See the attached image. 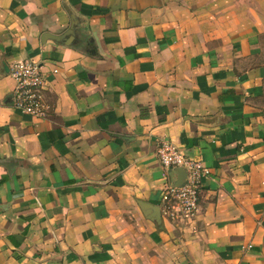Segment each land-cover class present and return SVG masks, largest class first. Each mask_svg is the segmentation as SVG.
Segmentation results:
<instances>
[{"label":"crops","instance_id":"0c3cea01","mask_svg":"<svg viewBox=\"0 0 264 264\" xmlns=\"http://www.w3.org/2000/svg\"><path fill=\"white\" fill-rule=\"evenodd\" d=\"M160 139L207 168L191 219ZM0 264H264V0H0Z\"/></svg>","mask_w":264,"mask_h":264},{"label":"built area","instance_id":"2783aa9c","mask_svg":"<svg viewBox=\"0 0 264 264\" xmlns=\"http://www.w3.org/2000/svg\"><path fill=\"white\" fill-rule=\"evenodd\" d=\"M57 72V68L53 69ZM9 76L14 81L11 107L22 114L44 118L48 114V106L43 97L45 80L41 66L34 61H17L9 69ZM157 158L165 169L184 167L187 178L180 186L167 184L161 193V201L165 212L191 219L197 210L201 191V179L207 168L199 159L187 157L182 150L169 140L160 139L156 150Z\"/></svg>","mask_w":264,"mask_h":264},{"label":"water","instance_id":"95a60500","mask_svg":"<svg viewBox=\"0 0 264 264\" xmlns=\"http://www.w3.org/2000/svg\"><path fill=\"white\" fill-rule=\"evenodd\" d=\"M74 28H70L69 30H72ZM68 32H66L67 34ZM47 38H50L56 42H62L64 40V37L62 35H52V36H47ZM174 172H176L177 176V180L176 182H174V184H172L173 186H180L187 178V170L184 167H177V168H173L171 169Z\"/></svg>","mask_w":264,"mask_h":264}]
</instances>
